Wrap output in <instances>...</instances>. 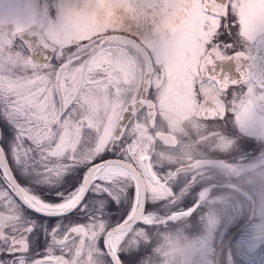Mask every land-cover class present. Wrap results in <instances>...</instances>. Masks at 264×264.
<instances>
[{
    "label": "snow or ice",
    "instance_id": "snow-or-ice-1",
    "mask_svg": "<svg viewBox=\"0 0 264 264\" xmlns=\"http://www.w3.org/2000/svg\"><path fill=\"white\" fill-rule=\"evenodd\" d=\"M108 6L0 0V264H148L144 232L193 204L172 200L162 111L216 92L207 119L250 122L264 93V0Z\"/></svg>",
    "mask_w": 264,
    "mask_h": 264
},
{
    "label": "flooded vegetation",
    "instance_id": "flooded-vegetation-1",
    "mask_svg": "<svg viewBox=\"0 0 264 264\" xmlns=\"http://www.w3.org/2000/svg\"><path fill=\"white\" fill-rule=\"evenodd\" d=\"M231 91L226 96L221 93L225 102L233 98ZM234 91L239 95L244 90ZM216 98V92L202 98H185L183 101L192 104L187 116L181 114L180 101L167 106L156 121L154 133L160 138L157 151L166 165L171 187L176 190L172 200L187 198L193 204L185 209L183 203H177L176 210L157 216L151 232H144L140 243L151 245L148 264H164L159 245L165 235L194 242L196 264L248 261L247 247L240 241L256 214L257 221H263L258 213L264 205V198L257 190L261 178L259 174H247L264 167V93L257 92L248 101L250 122L230 118L225 124L207 119L205 113L211 115ZM246 142L255 147L245 148ZM258 161L262 163L246 169ZM174 214L178 216L171 217ZM234 230H238L236 239H233ZM263 251L259 238L253 259L260 264H264Z\"/></svg>",
    "mask_w": 264,
    "mask_h": 264
},
{
    "label": "rangeland",
    "instance_id": "rangeland-1",
    "mask_svg": "<svg viewBox=\"0 0 264 264\" xmlns=\"http://www.w3.org/2000/svg\"><path fill=\"white\" fill-rule=\"evenodd\" d=\"M118 2H121V0H100V3L104 5L103 15L105 17H110L112 15V11L108 5H111L113 3H118ZM180 104L182 106L181 114L187 116L192 109L191 102L182 101ZM249 174L250 175L259 174V177L261 178L260 179L261 183H260V188L257 190H260L262 198H264V167L261 170H257L256 172L253 171L251 173H248L247 175ZM247 206H248V211H249V203ZM258 213H261L260 216L262 217L263 221H257V217L259 215L256 214L255 217L251 220V223L245 229L246 236L244 237L243 242L245 243L247 247V253L249 257L246 264H260L259 262L253 259L255 255V245L257 244L259 238H261V241L263 243V248H264V205H263L262 211L259 210ZM259 229L262 230V233L258 232ZM193 264H196V263L193 262Z\"/></svg>",
    "mask_w": 264,
    "mask_h": 264
},
{
    "label": "clouds",
    "instance_id": "clouds-1",
    "mask_svg": "<svg viewBox=\"0 0 264 264\" xmlns=\"http://www.w3.org/2000/svg\"><path fill=\"white\" fill-rule=\"evenodd\" d=\"M159 247L165 257L164 264H193L196 253L194 242L178 241L165 235Z\"/></svg>",
    "mask_w": 264,
    "mask_h": 264
},
{
    "label": "water",
    "instance_id": "water-1",
    "mask_svg": "<svg viewBox=\"0 0 264 264\" xmlns=\"http://www.w3.org/2000/svg\"><path fill=\"white\" fill-rule=\"evenodd\" d=\"M262 163V161H258L256 164L252 165V166H249V167H246V169H251V168H254L255 166H258ZM199 264H205V263H199Z\"/></svg>",
    "mask_w": 264,
    "mask_h": 264
},
{
    "label": "bare ground",
    "instance_id": "bare-ground-1",
    "mask_svg": "<svg viewBox=\"0 0 264 264\" xmlns=\"http://www.w3.org/2000/svg\"><path fill=\"white\" fill-rule=\"evenodd\" d=\"M175 216H178V214H174V215H172L171 217H173V218H174Z\"/></svg>",
    "mask_w": 264,
    "mask_h": 264
}]
</instances>
